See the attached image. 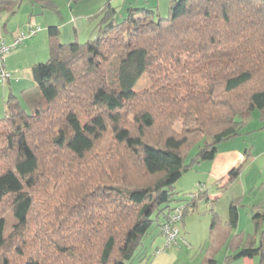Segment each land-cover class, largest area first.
Returning <instances> with one entry per match:
<instances>
[{"label":"trees","instance_id":"obj_1","mask_svg":"<svg viewBox=\"0 0 264 264\" xmlns=\"http://www.w3.org/2000/svg\"><path fill=\"white\" fill-rule=\"evenodd\" d=\"M25 3L57 9L55 0H0V15L14 16ZM126 11L118 20L109 0L99 10L103 17L97 34L85 42H64L59 26L50 25L49 57L34 66V84L5 101L0 118V264H10L12 250L22 264H50L48 256L54 253L58 261L52 264H131L142 258L155 223L163 227L178 209L184 218L196 205L198 196H181L177 181L196 163L214 159L221 142L242 134L247 109H261L264 118V0H170L166 16L149 4L130 5ZM147 73L159 85L139 91ZM249 86L243 109L222 101L231 117L218 124L210 141L202 137L188 147L187 136L152 134L158 115L154 107L198 100L205 113L196 118L204 126L202 118H218L212 110L217 99ZM109 130L156 181L132 186L110 178L112 182H93L86 190L89 182L82 179L81 189H65V195L80 200L70 232L59 224L55 229L42 199L48 185L81 174L76 163ZM108 161L110 169L116 164L123 168L110 156ZM241 171V166L232 169L230 179ZM182 200L188 203L171 207ZM238 205L237 200L230 203L232 229L238 227ZM8 211L15 219L9 234ZM253 211L254 233L242 230L228 239L226 264L246 256H257L264 264V205H254ZM33 218L38 222L34 236ZM204 264H218L216 255Z\"/></svg>","mask_w":264,"mask_h":264},{"label":"rangeland","instance_id":"obj_2","mask_svg":"<svg viewBox=\"0 0 264 264\" xmlns=\"http://www.w3.org/2000/svg\"><path fill=\"white\" fill-rule=\"evenodd\" d=\"M108 1L55 0L57 9H43L41 7L37 11L36 9H32V4L25 3L14 16H22L24 20L22 24L25 27L29 26L30 22L34 20L37 22L32 23L33 25L35 24L36 27L42 26L44 24L42 19L51 18L52 22L59 25L60 36L64 42L75 40L85 42L97 34L98 25L103 17L99 13V10ZM111 2L113 6L117 7L118 20L126 14V10L130 5L142 6L149 4L151 6H158L163 16H166L170 5V0H111ZM36 7L40 6L36 5ZM42 29L48 33V27H42ZM49 53L50 51H48V56L43 62L47 61ZM152 72L157 77V72ZM155 76L152 73L145 74L140 79L136 88L139 91L157 88L159 83L156 82ZM159 82L161 84V81ZM250 88L251 86L238 92L225 94L223 99H221L222 97L217 99L214 102V104H217L214 105L212 110L215 113L217 111L218 118L216 119L214 116V118H200L204 121V126L200 125L196 118V114L205 113L203 105L198 100L183 103L179 107H167L165 109L154 107L152 109H154L155 113L156 109H158V115L156 116V127L153 129L152 134L159 137L166 133L187 136L189 138L188 147L202 137L210 141L211 135L219 130L218 124L227 121L231 117H228V108L220 105L222 101L232 102L243 109L244 100ZM262 112L259 108H253L251 111L247 109L242 119L244 121L248 120V123L243 129L242 134L225 140L218 145L219 151L233 149V151L241 153V157L235 166L242 167L241 173L234 177L233 181H230L231 172L229 171L223 179L219 180L209 173L208 161L196 163L192 166V169L187 171L176 183L177 190L181 191V196L183 194V197H186V199H191L192 193L198 196L195 207H192L193 210L188 211L178 223L180 235L177 241L166 247L167 237L162 232V226L155 223L150 229V235L146 243L147 249L143 251L144 254L145 251L156 254L158 248L163 249L166 247V252L164 251L163 253L176 251L179 254L178 264H204L212 255H216L218 264H226L225 259L229 252L227 243L230 235L242 230L246 231L245 233H253L255 231L256 225L253 222L254 205L252 204L260 201L264 204V118H262ZM4 115L5 113L0 118ZM223 116H225L223 119H219V117ZM174 128L181 132V134ZM196 150L197 147L188 154L186 158L187 163L191 162ZM109 156L114 162L122 164L123 168L116 164L115 167L110 169ZM80 162L81 164L76 163V166L83 170L81 174L72 176L71 178H62L55 187L52 184L48 185L47 192L44 193V197L42 198L46 205L47 219H51L52 217L55 219L51 226L57 229L59 224L58 228L63 232H70L68 227L72 226V220L76 218L77 206L80 202L79 197L73 198L72 195H65V189L70 187L81 189V186L78 185H80L79 183L82 179L89 182L88 186L85 185L87 187L85 188L86 190L92 188L93 184L112 182L110 178L118 180L122 184L132 186L148 185L156 181L155 178L146 174L138 162V158L125 150L123 145L115 142L112 130L105 133L96 142L94 150L87 155L85 160ZM86 168L89 170V174L85 173V171H88ZM123 179L125 182H122ZM91 183L93 184L90 186ZM84 192L81 196L87 193V191ZM51 194H53V197ZM233 200H237L240 212L239 223L236 229H232L228 222L230 219V203ZM187 203V200L173 202L171 207ZM214 217H216L215 222ZM6 218V233L9 234L13 229L15 219L11 211L6 213ZM36 221V218H33L30 228L33 236L38 228V222L36 223ZM66 226L67 228H65ZM152 234H155L153 236L155 239L152 238ZM30 236L29 234L28 238ZM60 236L62 239L64 234ZM60 236L57 235V239ZM36 240V238H33L31 244L36 245ZM46 240L52 242L50 239ZM45 253L46 251L40 253L42 259H45ZM10 258V264H22L23 259L15 250H12ZM138 259L136 260L138 261ZM57 261L58 257H55V253L52 256H48L47 262L50 264ZM137 261L132 262V264L138 263Z\"/></svg>","mask_w":264,"mask_h":264},{"label":"crops","instance_id":"obj_3","mask_svg":"<svg viewBox=\"0 0 264 264\" xmlns=\"http://www.w3.org/2000/svg\"><path fill=\"white\" fill-rule=\"evenodd\" d=\"M32 9H39L32 5ZM37 21L30 22L35 23ZM44 23L40 27V30L31 38L25 40L18 48L9 53L6 60V69L11 73L10 79L3 83L0 81V116L6 111L5 101L10 93L16 96H20L23 89L34 84L33 69L38 63L44 61L48 56L49 51V38L48 33L43 31L42 27H48L50 25H58L52 22V19H42ZM24 20L22 16H2L0 15V27L4 28V38L8 43H11L14 37L20 32L29 30V26L23 25ZM16 25V26H15ZM30 25V24H29ZM35 25V24H34ZM59 26V25H58ZM31 83V84H30ZM241 157V153L232 150L219 151L216 157L212 160H206L209 162V173L213 177H217L219 180L223 179L227 172H231L235 168L237 162ZM230 181H233L230 179ZM262 201L258 202L261 203ZM258 203L252 204L256 205ZM264 205V204H263ZM254 222V221H253ZM261 227H264V223H261ZM246 232V231H245ZM254 233V232H253ZM161 234V233H160ZM155 234H152V238ZM232 235V234H231ZM230 235V237H231ZM159 240V238H158ZM160 249V248H158ZM156 253L147 251L143 257L134 261L136 264H178L179 254L176 251L170 253ZM166 252V251H165ZM229 254V252H228ZM227 254V255H228ZM133 261V262H134ZM132 264V263H131ZM229 264H260L259 258L256 257H242Z\"/></svg>","mask_w":264,"mask_h":264},{"label":"built area","instance_id":"obj_4","mask_svg":"<svg viewBox=\"0 0 264 264\" xmlns=\"http://www.w3.org/2000/svg\"><path fill=\"white\" fill-rule=\"evenodd\" d=\"M40 27H36L33 24L29 25L28 31H23L17 34L11 43H8L4 38V33L2 28L0 27V81L5 83L7 82L10 77L11 73L6 69V60L10 52L18 48L25 40L34 36ZM181 209L177 210L175 213L171 215L169 220H167L162 227L163 233L167 237V244L166 247H169L170 244L177 241L180 235V229L178 227V223L183 219L182 218ZM166 247L163 249H157L156 253H161L162 251L166 250Z\"/></svg>","mask_w":264,"mask_h":264}]
</instances>
